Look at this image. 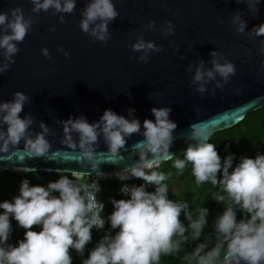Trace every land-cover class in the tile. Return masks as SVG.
I'll use <instances>...</instances> for the list:
<instances>
[{
  "label": "clouds",
  "instance_id": "1",
  "mask_svg": "<svg viewBox=\"0 0 264 264\" xmlns=\"http://www.w3.org/2000/svg\"><path fill=\"white\" fill-rule=\"evenodd\" d=\"M30 3L37 17L41 11L50 12L63 24L64 14L75 12L77 0H30ZM236 3H246L247 13L256 17L261 0H236ZM80 16L81 31L94 41L106 43L110 38L109 25L119 12L113 0H87ZM243 16L240 11L231 15L235 33L249 40L264 37V24L246 31L247 21ZM35 22L19 6L0 12V75L15 63L20 51L18 45L33 30ZM144 30L160 32L165 38L174 35L171 21L157 27L150 20ZM130 47L134 54L139 53L136 62L143 64L149 62L153 53L163 51L162 46L146 41L142 34L136 36ZM57 51L70 58V53L62 47ZM257 51L264 56V39L259 40ZM41 53L52 59L47 48ZM209 56L207 63L198 59L186 67L194 94L203 96L207 92L215 96L216 90L223 91L236 73V66L223 52L215 49ZM180 59L185 56L181 55ZM236 93L239 94L238 89ZM30 102L31 97L20 91L13 93L10 101L0 102V154H4L0 159L10 160L17 151H22L25 155L20 157L21 161L26 158L58 161L61 153L52 150L48 137L56 134L50 127L40 121L36 131L32 114L21 118L24 106ZM134 111L127 109V119L106 109L92 123L83 115L56 120L63 134L60 144L70 149L75 160L89 171L58 170L60 178L46 186H32L24 179L19 194L11 202H0V264H73L70 250L82 258V264H161L162 257L179 258L182 264H264V154L258 152L254 159L241 156L230 172L235 155L229 154L222 161L216 145L209 142L213 132L208 122H200L189 126L184 139L186 150L178 157L170 151L177 129V124L169 118L172 109L153 107L154 120L145 119L143 124L134 117ZM133 135L142 139L131 145L128 166L114 175L120 181L139 178L145 183L125 185L121 194L127 199L110 200L114 209L107 216L110 227L84 258L86 246L92 242V230L104 229L106 223L102 217L104 204L96 199L100 191L98 181L108 178L100 166L105 162L114 165L123 162L122 153L128 151V141ZM101 141L107 151H98ZM169 161L180 175L191 166L197 186L210 183L218 188L211 196L222 203L223 211L211 225L207 208L199 207L193 218L185 200L169 198L166 181L171 173L159 170ZM13 170L24 174L37 171L28 167ZM92 173L95 178L89 182ZM218 173H222L219 180ZM149 185H154L155 191H147ZM238 212L242 217L239 220ZM182 214L187 224L181 221ZM10 217L25 230L24 239L16 246L8 243L13 231ZM33 226L40 231L32 230ZM209 227L212 231L207 238L198 242Z\"/></svg>",
  "mask_w": 264,
  "mask_h": 264
},
{
  "label": "water",
  "instance_id": "2",
  "mask_svg": "<svg viewBox=\"0 0 264 264\" xmlns=\"http://www.w3.org/2000/svg\"><path fill=\"white\" fill-rule=\"evenodd\" d=\"M86 2L77 0L75 12L64 14L61 24L58 16L50 12L41 11L37 17L31 11L30 0H0V12L19 6L25 16H33L36 21L18 45L15 63L0 75V102L10 101L16 91L31 97L21 118L32 114L36 131L40 121L48 125L56 134L48 137L52 150L61 153L58 161H21L25 154L17 151L10 160L0 159V169L88 172L75 160V154L60 144L62 128L56 120L83 115L92 123L106 109L127 119V109L132 108L134 117L143 124L145 119L154 120L153 107H170L169 118L177 124L170 151L179 156L186 150L184 139L192 123L208 122L214 134L237 125L249 112L264 106V56L257 51L258 42L264 37L249 40L235 33L231 25V15L236 11L244 15L246 31L264 24V0L256 17L247 13L246 3L237 4L236 0H113L119 16L109 25L110 38L106 43L94 41L79 27L80 12ZM150 20L157 27L171 21L174 35L165 38L160 32L145 31L144 25ZM52 27L55 31H49ZM138 34L163 48L162 52L153 53L147 64L137 63L135 57L139 53L131 51ZM58 47L69 52L70 58L57 51ZM44 48L52 59L42 55ZM215 49L234 63L236 73L223 91L216 90L215 96L207 92L203 96L194 94L186 67L198 59L207 63L209 53ZM181 55L185 59L181 60ZM140 139L133 135L128 151L122 153L125 160L118 165L105 162L100 171L111 176L127 167L131 145ZM98 151H107L102 141Z\"/></svg>",
  "mask_w": 264,
  "mask_h": 264
},
{
  "label": "trees",
  "instance_id": "3",
  "mask_svg": "<svg viewBox=\"0 0 264 264\" xmlns=\"http://www.w3.org/2000/svg\"><path fill=\"white\" fill-rule=\"evenodd\" d=\"M210 143L216 145V150L221 160L229 155L234 154L235 159L233 161V168L229 169L231 172L235 166L240 162V157L255 158L256 154H264V106L260 109L251 111L247 114L237 125L218 131L212 135ZM178 157H182L179 155ZM165 173H171L170 179L166 181L169 186V198L180 201L185 200L189 204V212H192L193 218L197 214L199 207L207 208L209 212L208 220L209 224L214 218L222 213L223 205L218 203L211 196V192L218 191V188H213L210 183H205L201 186H197L195 178L191 174V166H189L183 175H180L176 169L172 167V162L169 161L159 169ZM59 173L54 171L37 170L35 174L32 173H19L13 169H0V202L8 200L12 201L13 197L19 194V186L22 180L27 179L32 186L35 185H47L49 182L57 181ZM95 177L90 176L89 182ZM222 178V173H218V180ZM87 179V178H85ZM100 191L96 193V199L98 202L104 204V211L102 217L105 218L106 223L104 229L92 230V242L86 246L84 258H87L90 249L103 237L110 225L107 223V216L112 213L113 206L110 203L112 198L116 200L127 199L121 194V189L125 185L131 187L133 185L139 186L145 182L139 178H133L128 181H120L115 177H108L106 179H100L98 181ZM178 185V186H177ZM147 191H155L154 185H149ZM241 214L237 213V219H241ZM181 221L187 224V220L183 216L180 217ZM12 225V234L8 243L13 246L17 245V242L24 239L25 230L18 227V222L10 217ZM34 231L39 232L40 228L33 226ZM212 229L206 228L204 235L201 237L202 242L207 238ZM115 234V232H113ZM196 242L193 243V247ZM187 251H191V247L186 246ZM72 255L73 264H82V258L70 250ZM183 255V253H181ZM161 264H182L179 258L174 257H162Z\"/></svg>",
  "mask_w": 264,
  "mask_h": 264
},
{
  "label": "built area",
  "instance_id": "4",
  "mask_svg": "<svg viewBox=\"0 0 264 264\" xmlns=\"http://www.w3.org/2000/svg\"><path fill=\"white\" fill-rule=\"evenodd\" d=\"M107 177H115V175L107 176Z\"/></svg>",
  "mask_w": 264,
  "mask_h": 264
},
{
  "label": "rangeland",
  "instance_id": "5",
  "mask_svg": "<svg viewBox=\"0 0 264 264\" xmlns=\"http://www.w3.org/2000/svg\"><path fill=\"white\" fill-rule=\"evenodd\" d=\"M178 186V185H177Z\"/></svg>",
  "mask_w": 264,
  "mask_h": 264
}]
</instances>
